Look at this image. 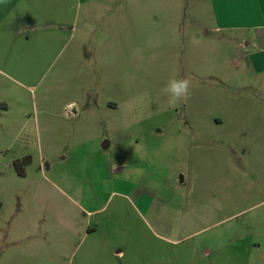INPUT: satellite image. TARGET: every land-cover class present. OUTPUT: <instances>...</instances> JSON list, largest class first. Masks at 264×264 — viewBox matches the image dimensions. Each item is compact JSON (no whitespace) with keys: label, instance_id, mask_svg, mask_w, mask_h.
I'll list each match as a JSON object with an SVG mask.
<instances>
[{"label":"rangeland","instance_id":"rangeland-1","mask_svg":"<svg viewBox=\"0 0 264 264\" xmlns=\"http://www.w3.org/2000/svg\"><path fill=\"white\" fill-rule=\"evenodd\" d=\"M161 2L154 24L112 0L67 64L61 53L12 89L0 264H80L97 226L92 251L114 242V264H264L263 45L248 53L250 36L206 33ZM185 77L188 98L170 104L165 87Z\"/></svg>","mask_w":264,"mask_h":264},{"label":"crops","instance_id":"crops-1","mask_svg":"<svg viewBox=\"0 0 264 264\" xmlns=\"http://www.w3.org/2000/svg\"><path fill=\"white\" fill-rule=\"evenodd\" d=\"M179 1L177 7L169 8V15L178 11L185 13L192 20L210 21L203 22L205 25L198 22L207 30L206 33L208 29H213L214 32L225 35L224 37L248 35L252 41L246 43V51L249 53L250 46L254 47L253 43L259 41L263 45L264 53V0ZM188 1L189 8L183 11L182 5ZM136 2L138 19H145L147 16L155 24L154 21L162 17L161 0ZM168 2L176 5L178 0ZM113 9L112 0H0V116L9 114L11 101L16 100L15 96L10 95L12 89L22 85L23 80L33 83L38 68H46L61 53H65L62 65L67 64V61H70L68 56L82 44L80 37L90 35L92 23L97 19L99 12H109ZM116 11L122 17L126 16L121 8H116ZM101 32L106 36L108 29ZM233 40L240 42L238 38ZM249 56L253 55L245 57ZM19 64L26 69L25 73L17 69ZM28 69H31L29 75ZM99 229L100 226L90 228L83 239L89 246L86 251L79 248L77 257L80 264H92L91 261L99 256L109 258V261L111 259L114 264L115 259L124 257L121 251L114 252V242L107 243L109 247L106 246V253L99 255L92 251L95 237L92 235Z\"/></svg>","mask_w":264,"mask_h":264},{"label":"clouds","instance_id":"clouds-1","mask_svg":"<svg viewBox=\"0 0 264 264\" xmlns=\"http://www.w3.org/2000/svg\"><path fill=\"white\" fill-rule=\"evenodd\" d=\"M190 87L191 81L189 78H173L168 82L167 86L164 89V92L169 96V103L172 105H176L181 100H186L188 98Z\"/></svg>","mask_w":264,"mask_h":264},{"label":"trees","instance_id":"trees-1","mask_svg":"<svg viewBox=\"0 0 264 264\" xmlns=\"http://www.w3.org/2000/svg\"><path fill=\"white\" fill-rule=\"evenodd\" d=\"M26 162H27V160H24V161H18V162L16 163V168L18 169L20 175H24V173H23L22 171H20V170H21V169H20V166H21L23 163H26Z\"/></svg>","mask_w":264,"mask_h":264}]
</instances>
